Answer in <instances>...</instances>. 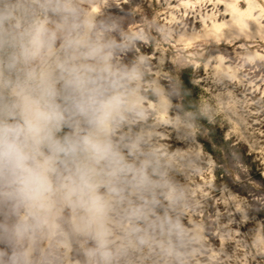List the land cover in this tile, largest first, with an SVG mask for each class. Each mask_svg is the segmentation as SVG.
Masks as SVG:
<instances>
[{
    "label": "clouds",
    "instance_id": "9594fccd",
    "mask_svg": "<svg viewBox=\"0 0 264 264\" xmlns=\"http://www.w3.org/2000/svg\"><path fill=\"white\" fill-rule=\"evenodd\" d=\"M225 115L264 118V0H0V264H264Z\"/></svg>",
    "mask_w": 264,
    "mask_h": 264
},
{
    "label": "rangeland",
    "instance_id": "374dc122",
    "mask_svg": "<svg viewBox=\"0 0 264 264\" xmlns=\"http://www.w3.org/2000/svg\"><path fill=\"white\" fill-rule=\"evenodd\" d=\"M205 93L210 92L209 89L203 90ZM201 99L207 102V96ZM242 123H237L227 115L222 117L221 127L228 125L225 138L233 139L235 144H243L247 146V157L249 158L242 170L247 172L252 167L264 169V118L257 120H248L241 117ZM217 151L222 152L221 147H217Z\"/></svg>",
    "mask_w": 264,
    "mask_h": 264
}]
</instances>
